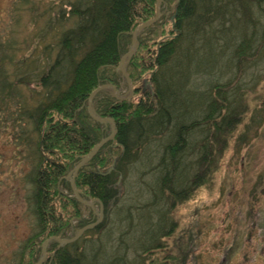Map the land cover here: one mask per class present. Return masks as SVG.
Masks as SVG:
<instances>
[{"label":"trees","instance_id":"obj_1","mask_svg":"<svg viewBox=\"0 0 264 264\" xmlns=\"http://www.w3.org/2000/svg\"><path fill=\"white\" fill-rule=\"evenodd\" d=\"M154 3L13 0L9 30L0 31V127L11 123L15 145L30 152L36 231L12 264H35L43 239H70L97 221L77 218L73 231L62 229L57 184L110 134L109 124L88 117V97L100 85L118 89L126 40L152 19ZM22 15L33 25L29 43L12 34ZM171 18L169 35L155 40L145 62L135 55L129 61L132 86L139 68L150 71L140 99L118 100L106 91L94 97L95 113L114 121L116 136L80 169L76 185L82 199L102 204V220L70 244L52 241L43 264H149V254L164 252L176 229L174 207L216 171L230 142L241 151L249 133L261 129L264 105L248 111L246 95L264 73L251 79L253 86L241 80L250 67L264 69V0H178ZM144 156L149 168L138 179L150 176L147 189L129 188V169ZM129 192L135 200L122 205Z\"/></svg>","mask_w":264,"mask_h":264},{"label":"rangeland","instance_id":"obj_2","mask_svg":"<svg viewBox=\"0 0 264 264\" xmlns=\"http://www.w3.org/2000/svg\"><path fill=\"white\" fill-rule=\"evenodd\" d=\"M44 1L49 2V0ZM12 2L13 0H0L1 32L9 30ZM173 4L174 0H162L157 24L150 32L139 35L138 49L134 54L137 59L135 62L140 60V63L141 61L144 63L145 56L147 58L152 54L155 40L163 35H169ZM39 8L45 7L39 6ZM155 9L156 0L154 16ZM11 28L17 43H29L33 35L31 34L33 25L28 15H22L20 23ZM126 41L123 55L133 46L131 37ZM130 62L126 70L130 67ZM127 72L131 74L132 70L128 69ZM149 73L150 71L142 68L136 71L133 76V95L129 99L134 102L140 99L144 82L149 83ZM260 73H264L262 66L250 67L241 82L253 86V83L249 84L252 82L251 79L253 80L254 77L256 81ZM217 74L218 69H215L214 75ZM221 80L224 78H220L219 81ZM117 83L118 89L115 87L118 91L117 96H129L127 86L124 87V78L119 73ZM103 91L112 95L110 90ZM246 102L248 111L264 105V77L255 89L247 93ZM246 120L247 118L244 121ZM99 124L105 128L108 123ZM6 125V128L0 127V264H12L24 241L36 231L30 202L32 185L28 177L32 167L29 161L30 152L26 147L15 145L10 130L11 123ZM240 128L242 127L239 126L237 130ZM256 135L254 132L249 133L251 141L241 151H237L230 142L216 171L193 192L187 201L174 207L171 215L176 229L165 239L167 248L164 252L154 251L149 254V264H264V120ZM146 161L147 158L144 156L130 167L131 174L126 183L129 188L137 187L141 191L147 189L144 183L150 182V176L144 177V183L138 179L140 174L149 168ZM74 167L75 165L66 171L63 181H58L59 197L55 203L56 209L64 215L62 229L69 228L70 232L76 227L77 218L91 220V215L99 213L95 204L90 208L80 204L75 198L71 188ZM80 169L73 179L77 192L79 189L76 180ZM61 198L68 199L69 202L63 206ZM71 199H76L77 202L74 204ZM134 200L129 192L122 205H128ZM96 215L94 218L97 220ZM116 222L117 220H114V224ZM109 226L112 224L110 223ZM115 234L117 235L116 231ZM135 234L138 236L139 230ZM43 242L44 239L40 242L38 260L43 256ZM49 246L50 243L46 244L45 256ZM35 249L38 250L37 247Z\"/></svg>","mask_w":264,"mask_h":264},{"label":"water","instance_id":"obj_3","mask_svg":"<svg viewBox=\"0 0 264 264\" xmlns=\"http://www.w3.org/2000/svg\"><path fill=\"white\" fill-rule=\"evenodd\" d=\"M178 0L175 1L174 5H176ZM162 0H156V9H155V16L152 18V19H149L145 22H142L140 23L131 33V41H132V44L133 46L131 47V49L126 53L124 54L120 60H119V65H118V68H117V71L120 72L121 76L124 78V80L126 81L127 85H128V93H129V96L127 97H118L117 96V91L115 89V87H113L112 85H109V84H105V85H100L98 87H96V89H94L89 97H88V101H87V114L88 116H90L91 119H93L95 122L97 123H108L109 124V128H110V134L101 139L97 144H95L92 149L83 157L81 158L78 163L75 165L72 173V177L73 179L75 178L76 176V173L77 171L82 168L84 165L87 164V162L89 160H91L95 155L96 153L99 151V149L101 147H103L106 143L108 142H112L116 136V126H115V123L114 121L111 119V118H101L99 116H97L95 114V112L93 111V108H92V103H93V100H94V97L101 91L103 90H110L111 93H112V96L115 98V99H120V100H127L130 98L131 95H133V92H132V85H131V82H130V79L126 73V65L129 63L130 59L132 58V56L136 53L137 49H138V41H137V37L139 36V34L147 27H149L150 25H152L153 23H155L156 21H158V19L160 18V4H161ZM172 20V18H171ZM110 170V169H109ZM109 172V171H108ZM72 179L71 181V188H72V191H73V194L75 196V198L77 199V201L84 205V206H87V207H90V208H93L94 207V204L97 202L98 203V207H99V213H98V220L91 224V225H88V226H85L83 228H81L72 238L70 239H58V238H50L48 240H46L43 244H42V259H40L37 263L35 264H41L44 262L45 260V247H46V244L50 243L53 239L56 240L58 242V247L60 246H63V245H66V244H70L72 242H74L75 240L78 239V237L87 229H90V228H93L95 225H97L103 218V207H102V204L100 202H98L97 200H90V201H85L83 199H81L80 197V194L79 192H77L75 190V187H74V180Z\"/></svg>","mask_w":264,"mask_h":264},{"label":"flooded vegetation","instance_id":"obj_4","mask_svg":"<svg viewBox=\"0 0 264 264\" xmlns=\"http://www.w3.org/2000/svg\"><path fill=\"white\" fill-rule=\"evenodd\" d=\"M145 88H146V86L144 85V87H143V89H142L143 93H144V91H145Z\"/></svg>","mask_w":264,"mask_h":264}]
</instances>
